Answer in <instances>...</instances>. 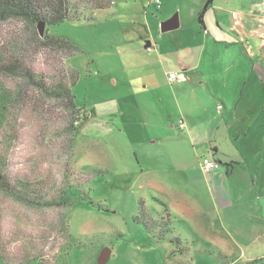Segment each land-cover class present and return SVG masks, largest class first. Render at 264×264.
<instances>
[{
	"label": "rangeland",
	"instance_id": "rangeland-1",
	"mask_svg": "<svg viewBox=\"0 0 264 264\" xmlns=\"http://www.w3.org/2000/svg\"><path fill=\"white\" fill-rule=\"evenodd\" d=\"M113 1L115 5L110 10L96 13L92 21L64 22L46 32L78 48V53L65 63L77 73L72 94L81 116L86 115L87 119L74 135L72 150L67 148L68 136L64 134V127L70 123L65 109L53 108L55 113L47 114L45 120L37 117L44 110L35 116L29 106L13 109L9 122L2 126L4 130L0 128V165L5 166L0 167V173L10 182L0 189V248L4 255L3 262L0 256V264H35L33 261L63 264L65 257L64 264H244L264 257V215L259 216L256 223L254 208H249L248 204L259 196L264 205V0H212L207 8L209 0H161L164 7L160 8L153 6V2L146 7L149 0ZM130 1L137 2L146 11L147 19L152 16L162 19L163 10V17L178 14V30L153 36L161 45L163 42H185L197 47V42H237L232 47L246 57L241 66L239 63L231 69L234 56L225 44L220 50L208 51L210 55L206 56L210 63L217 60L216 69L219 70L220 65V69L230 75L223 88L241 95L236 115L246 128L235 137V143H243L246 161L240 170L236 167L235 174L227 177L236 201L232 207H224L216 220L210 219L207 223L199 216L196 219L175 212L171 215L161 208V213L156 214L148 208L162 226L161 219L166 214L176 219L177 222L171 224L175 226L174 237L188 244L189 251L184 255L178 252L170 256L175 245L169 241L156 242L154 234L137 222L138 202L143 199L149 206L152 202L149 180L159 176L148 170L141 171L136 155L139 151L150 153L155 137L168 132L165 119H161L162 106L138 99L134 106V98L126 97L128 86L123 79L128 78L126 57L140 53L141 49L139 41L132 37L138 25L137 17L123 14L130 6L127 7L126 2ZM72 5L79 10L84 6L76 0H72ZM233 13L237 16V26L233 25ZM204 26L208 35L203 33ZM9 27L14 31L20 28L17 23L0 26V41L5 32H10ZM45 61L42 56L32 65L37 72L43 70L48 76L61 79V69H51ZM209 69L212 70L204 67L201 71ZM1 85L15 87L5 76L1 78ZM123 98L126 103L121 101ZM198 98L205 102L206 96L200 94ZM119 100L118 112L122 118L102 113L105 104ZM47 104L50 107V102ZM211 106H201L209 109L208 117L217 113V106ZM169 107L176 111L172 102ZM106 108L111 111L110 105ZM202 108L196 109L198 115ZM49 116H52L51 122ZM8 124L15 130L16 139L7 147L3 132ZM179 143L175 145L176 151L179 150L176 155H192L184 153L191 149V144ZM248 176H252L251 180ZM177 178H181L180 173L171 176L172 181ZM35 181L43 188L45 184L53 187L48 191L52 194L50 199L60 196L67 186H75L82 196L90 197L97 205L80 199L69 207L51 205L47 198L49 193L45 194L43 202H37L32 196ZM253 183L255 191L251 190ZM21 184H27L29 190L25 191L27 188ZM183 189L196 199L202 211L207 212L211 198L202 185L184 186ZM240 195L244 200L238 197ZM70 196L75 197L76 193ZM46 199L48 202H44ZM176 227L184 228L185 233ZM208 227L219 232L209 233ZM253 232L259 238L250 244ZM107 248L110 254L102 261L100 256Z\"/></svg>",
	"mask_w": 264,
	"mask_h": 264
},
{
	"label": "crops",
	"instance_id": "crops-1",
	"mask_svg": "<svg viewBox=\"0 0 264 264\" xmlns=\"http://www.w3.org/2000/svg\"><path fill=\"white\" fill-rule=\"evenodd\" d=\"M151 2L156 8L163 6L161 0H149L146 7H149ZM126 4L127 7L130 6L123 14L127 17H137L138 25L134 28L133 31L136 32L132 37L138 40L141 45V49L138 47L140 53H133V55L126 57L128 61H126L127 65L125 67L128 71V78H123L126 86H128L126 97L129 99L134 98V106L138 100L139 102L154 101L155 104L162 106L163 108H160L163 116L161 119L162 121L165 119L163 121L166 126L165 131L168 132L165 135L155 137L151 143L150 153L139 151L136 155L141 171L148 170V173L159 176V178L152 179L153 181L149 180L148 186L149 191L152 193V202L148 204V207L160 214L159 208L162 210L164 208L155 202L154 198H157L167 205V210L171 215L175 212L187 214V217L192 216V218L199 216L200 220L205 223L210 219L216 220L217 216L221 214V210L224 207L226 209L232 207L237 198L231 195L230 190L232 189L227 182L229 180L227 177L229 174H235L236 167L240 170L246 161L242 153L243 143L241 145L235 143V137L245 132L246 127L242 125L241 120H238L236 115L241 95H239V92L229 93L223 88L226 87L225 81L230 75H227V71H222L220 65L219 70L216 69L218 65H215V62L217 60L210 63L206 56L210 55L208 51L220 50L222 44H225L226 47H229L230 54L234 56L233 64L230 66L231 69L239 63V66H241L246 57L241 52L239 53L235 47H232L237 42H197V47L192 44L187 45L185 42H163L161 45L154 41L153 36H157L159 32L162 34L171 32H163L161 24L169 20L173 13L168 17H163V10L160 16L162 19L155 16L147 19L146 11L137 2L130 1ZM114 5L115 3L112 0V7ZM175 15L178 16V14ZM178 21L179 29V16ZM202 23L203 21L200 19V24ZM133 24L135 23L133 22ZM213 32L220 35L217 31ZM203 33L205 35L209 34L205 26ZM149 38H152L151 41H147ZM148 43L149 46H147ZM231 48L233 50H230ZM143 52L147 54H141ZM149 52H152V55H148ZM247 55H250V51L247 52ZM212 57L214 58V56H211V59H213ZM204 67L212 68V70L201 71ZM171 72L177 73V80L173 83H169L167 80ZM200 94L206 96L205 102L199 100L198 96ZM120 100L105 104L102 113L120 115L121 117L118 112V105L121 101L126 103V100L124 98ZM170 102L175 105L176 111L169 107ZM108 105L111 106V111L107 110ZM204 105H212V108H215L216 105L217 113L215 112L211 117H208L209 109H203ZM197 108H202V113L199 115L196 111ZM240 118L242 119V116ZM156 127H159V125ZM155 133L159 134L157 130H155ZM179 141L191 144L192 150L189 148L184 153L192 155H176L179 150L176 151L175 145L180 144ZM138 143L142 142L139 141ZM222 146H224V149H222ZM237 156L240 158L236 159ZM203 157L219 161L220 167L211 173H204L205 171L201 168ZM175 173H180L181 178L172 181L171 176ZM164 177H168V179L164 180ZM248 177L251 180L252 176ZM196 184L202 185L211 198L210 208L208 210L204 209L207 212L199 208L194 197L184 192V186ZM252 187L251 190H254V183ZM238 197L244 200L241 195ZM248 204L249 208H254L255 222L257 223L259 216L263 217L264 215V205L260 202L259 196H256L255 200L251 199ZM247 212L252 214L253 210L247 209ZM170 219L172 224L177 222L176 219L171 217ZM170 228H172L170 236L174 237V233H176L175 226L170 225ZM176 229L182 233L186 231L184 228L176 227ZM206 230L209 233L219 232L214 227H208ZM252 235L254 237L250 244L259 238V235L257 236L255 232ZM186 245L188 247L187 243Z\"/></svg>",
	"mask_w": 264,
	"mask_h": 264
},
{
	"label": "trees",
	"instance_id": "trees-1",
	"mask_svg": "<svg viewBox=\"0 0 264 264\" xmlns=\"http://www.w3.org/2000/svg\"><path fill=\"white\" fill-rule=\"evenodd\" d=\"M76 1L78 4L84 5L82 10L73 6L72 0H0V26L12 23H17L20 26L15 31L9 27L10 32H5L2 36L3 41H0V128L9 122V116L12 115L13 109H27V106H29L30 111L35 116L38 115L39 111L44 110L45 112L37 116L42 120L46 119L44 117L47 114L52 115V113H55L53 108L65 109L66 117L70 120V123L64 127V134L68 136L67 148L70 151L72 150L76 131L87 119L86 115L81 116L80 109L76 106L72 94V89L77 83V73L66 66L65 63L67 59L78 53V48L70 41L51 37L46 32L48 28L58 26L64 22L92 21L96 13L108 11L112 7V0ZM85 11L89 12V15H86ZM39 23L45 24L43 37H40L37 31ZM42 56L46 59L45 65H49L51 69H61L59 72L61 79L52 78L44 73L43 70L41 72L35 70L33 65ZM2 76L12 80L15 83V87L6 88L2 86ZM48 102L51 104L50 107L47 104ZM48 118L50 122L53 120L52 116ZM2 130L4 129L2 128ZM15 133V130L10 129L8 124L7 130L3 132L7 147L16 139ZM0 167L5 166L2 164ZM67 175H70V173ZM5 177L7 176H3L0 173V189H4L7 183H10ZM49 180L51 179L49 178ZM21 185V187L27 188V184ZM44 187H42V184L39 185V182L34 183L32 187L34 188L32 196L35 197L37 202H43L42 199L45 198V194L49 193L47 198L52 195H50V192L53 187L47 186V184ZM26 190L29 189L27 188ZM72 192L76 193L75 197L70 196ZM84 196H82V192L78 187L67 186L60 196L52 197L53 200L49 198V203L60 207H69L80 199V201H87L97 205V202L92 201L90 197ZM154 199L165 211L167 210L165 203L157 198ZM44 202H48V200L46 199ZM148 208L150 211H154L145 204L143 199H140L138 202L139 214L137 222L147 232L154 234L153 238L156 242L169 241L175 245V249L171 251L170 256L176 255L178 252L181 255L187 253L189 250L186 243L181 242L178 237H171V230L165 229V227L169 228L172 224L170 215L166 214V217L161 219L164 225L162 226L161 222H157L152 217ZM157 229L162 230L157 233L155 232ZM0 256L3 262L4 255L1 253V248ZM65 258L62 260L63 264L65 263ZM32 263L38 264L36 261ZM244 264H264V257L252 259Z\"/></svg>",
	"mask_w": 264,
	"mask_h": 264
},
{
	"label": "water",
	"instance_id": "water-1",
	"mask_svg": "<svg viewBox=\"0 0 264 264\" xmlns=\"http://www.w3.org/2000/svg\"><path fill=\"white\" fill-rule=\"evenodd\" d=\"M211 2H212V0H209L208 4L211 3ZM207 5H206V8H207ZM178 27H179V21H178V16L177 15H174L169 20H166V21L162 22V24H161V30L163 32L176 30V29H178ZM37 31H38L39 36L43 37L44 32H45V24L44 23H39L38 26H37ZM147 46H149V43L147 44ZM216 162L219 165H221L219 161H216ZM106 252H107V254L105 255ZM109 254H110V251L107 248L104 252H102V254L100 256V259L102 261H104L106 259V257L109 256Z\"/></svg>",
	"mask_w": 264,
	"mask_h": 264
},
{
	"label": "built area",
	"instance_id": "built-area-1",
	"mask_svg": "<svg viewBox=\"0 0 264 264\" xmlns=\"http://www.w3.org/2000/svg\"><path fill=\"white\" fill-rule=\"evenodd\" d=\"M232 19H234V26H237L238 25V21H237V16L236 14H232ZM168 82L169 83H173L174 81L177 80V73L176 72H171L169 75H168V78H167ZM201 166H202V169L207 172V173H210L216 169H218L219 167V164L216 162V161H213L207 157H204L201 159Z\"/></svg>",
	"mask_w": 264,
	"mask_h": 264
}]
</instances>
